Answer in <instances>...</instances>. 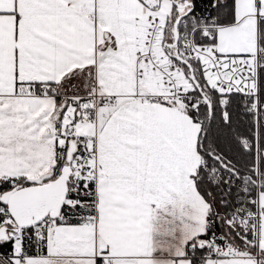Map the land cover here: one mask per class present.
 <instances>
[{
    "label": "crops",
    "instance_id": "crops-1",
    "mask_svg": "<svg viewBox=\"0 0 264 264\" xmlns=\"http://www.w3.org/2000/svg\"><path fill=\"white\" fill-rule=\"evenodd\" d=\"M256 2L236 0V22L219 27L213 43L220 54L255 52L264 18V0ZM148 8L141 0H0V178L49 173L57 148L74 145L64 129L95 140L86 149L98 169L92 223L56 222L41 239L44 254L23 262L14 242L8 264H191L187 244L205 233L209 212L194 182L200 127L163 85L170 61L160 24L150 33L149 16L146 28L139 22ZM90 105L93 123L81 114ZM258 208V250L229 247L206 264L264 260V191Z\"/></svg>",
    "mask_w": 264,
    "mask_h": 264
},
{
    "label": "trees",
    "instance_id": "trees-1",
    "mask_svg": "<svg viewBox=\"0 0 264 264\" xmlns=\"http://www.w3.org/2000/svg\"><path fill=\"white\" fill-rule=\"evenodd\" d=\"M235 2L236 0H187L186 3H190L191 6L187 10L189 14L182 21L191 18H207L208 20H214L218 28L233 25L236 22ZM184 13L186 12H180L173 7L171 16L165 23L163 33L166 38L163 40V47L174 42V22L178 16ZM180 29L178 27V32H180ZM214 41H211V43H214ZM257 44L259 50L264 52V18L258 19ZM164 51L170 61L169 64L176 62L170 55L182 57L186 60L193 69L195 79L198 82L199 89H196L189 78V69L185 65L176 62L191 86L188 94L192 99L185 101V106L188 115L200 127L199 154L202 163H212L231 178L252 187L256 164L261 171H264V158L261 155L264 146V66L259 68L258 75L259 100L263 110L259 122L256 123L255 117L247 114L245 110L249 101L235 94L220 95L213 87L209 86L204 78L201 61L184 56L180 49L179 40L175 46H166ZM202 95L211 104V116L208 114L207 105L203 99L198 106L197 113L189 108L194 98H202ZM240 138L250 141L249 149H242L239 146L238 140ZM76 153L77 148L74 145L69 146L66 144L63 148H57L55 161L49 171V176L40 182H37L36 179L0 178V208L7 209L6 204L1 201L4 194L33 185L48 183L56 179L64 168H69L71 171L68 179V187H70L71 179H73L71 163ZM215 159H218V161ZM78 180L82 185L81 191L78 192L80 199L82 201H93L96 198L93 179L82 176ZM194 182L207 201L209 212L205 233L191 241L193 244L192 249L186 247V258L190 259L191 264L206 261L208 243L213 239L217 240V244L225 245L227 251L229 247H232L238 252L255 253L258 250L256 237L252 232H244L233 228L228 220V206L223 204L219 188L208 180L202 165L196 171ZM263 191L264 185L261 189V192ZM71 196L73 195L69 191L68 198ZM229 196H232L231 192ZM93 219L92 214H74L64 205L59 217L54 220L62 225H82L92 223ZM8 221L10 223L6 224V222L0 220V256L9 261V258L14 254V237L25 230L17 228L11 218ZM8 226L9 228L6 229ZM21 248V254H26L27 257L44 254L42 241H33L27 247L21 246ZM259 264H264V260H260Z\"/></svg>",
    "mask_w": 264,
    "mask_h": 264
},
{
    "label": "built area",
    "instance_id": "built-area-1",
    "mask_svg": "<svg viewBox=\"0 0 264 264\" xmlns=\"http://www.w3.org/2000/svg\"><path fill=\"white\" fill-rule=\"evenodd\" d=\"M148 23V31L152 33L156 28L157 19L149 17ZM178 27L181 28L180 32H178V40L183 55L189 59H199L201 61L205 81L215 79L216 82L211 87L220 95L235 94L249 101L245 109L246 113L254 116L256 123H258L263 110L259 100L258 75L259 68L264 66V52H261L257 45L253 57L249 55L248 57L233 58L220 54L217 48L213 46V43H211V41L215 40L219 29L214 20L191 18L181 20ZM144 62L147 63V60ZM185 79V74L176 62L169 64L163 74V85L169 95L172 99L182 101L184 104L185 101L192 99L188 94V90L181 85ZM37 89L43 91L44 86L38 85ZM202 99L201 97L194 98L192 105L189 107L194 113L198 112V106ZM155 100L152 96L145 97L146 102H154ZM94 121L95 117L93 115L88 118L89 123ZM62 136L65 139H72L77 148V153L72 161L73 166L71 163L73 179H71L70 187H68V192L70 191L73 196L68 198L67 192L64 204L74 214L89 213L95 217L96 198L93 201H82L80 195H78V192L82 189V185L78 180L79 177L86 176L95 182L98 176V169L89 164L90 156L93 155V152L86 149V146L94 143L95 140L90 137H78L69 129H64ZM238 143L242 149H249L251 145L250 141L244 138H240ZM201 165L206 171L208 180L219 188L223 204L228 206L230 224L235 230L252 232L257 240L262 218L258 208V197L261 193L262 185H264V171H261L259 166L256 165L253 186L249 187L231 178L212 163L203 162ZM230 192L232 196H229ZM9 218L8 210L0 208V220L5 222ZM55 226V220L47 216L36 226L21 232L15 238V243H19L22 247H27L33 241H41L45 234ZM192 248L193 244L190 241L187 244V249ZM226 251L227 247L225 245H219L210 240L205 260H215L226 253ZM25 258H27V255L21 254L20 262H23ZM0 262L8 264L2 256H0Z\"/></svg>",
    "mask_w": 264,
    "mask_h": 264
},
{
    "label": "water",
    "instance_id": "water-1",
    "mask_svg": "<svg viewBox=\"0 0 264 264\" xmlns=\"http://www.w3.org/2000/svg\"><path fill=\"white\" fill-rule=\"evenodd\" d=\"M141 1L147 5L145 0ZM157 4H159V0H157ZM190 6V3H185L184 7ZM188 14L189 11L176 18L173 25L174 42L171 45H164V48H166V46L171 47L177 44L179 23ZM170 56L173 57L176 62L185 65L189 69V78L193 86L196 89H199L198 82L195 79L194 72L190 64L182 57ZM202 98L207 105L208 114L211 116V104L206 98H204L203 95ZM215 160L218 161V159ZM48 176L49 173H46L36 179V181L40 182ZM69 176L70 169L64 168L56 179L48 183L33 185L4 194L1 201L6 204L9 216L15 226L19 229L25 230L36 226L47 216L57 219L67 198Z\"/></svg>",
    "mask_w": 264,
    "mask_h": 264
},
{
    "label": "rangeland",
    "instance_id": "rangeland-1",
    "mask_svg": "<svg viewBox=\"0 0 264 264\" xmlns=\"http://www.w3.org/2000/svg\"><path fill=\"white\" fill-rule=\"evenodd\" d=\"M146 2L149 5L148 12H147V16H145L144 18H140L139 19L140 27L142 29L143 28H146L147 18L149 16V17L158 19V22H159L158 24H160L159 25V28L163 32L164 31V27H165V23H166L167 19L170 18V16H171L173 7L176 10H179L180 12H182V11L187 12V10L189 9V7H184L185 6V3L187 2V0H159V4H157V0H146ZM256 4H257L256 5L257 6V9H259V0H257ZM163 24H164V26H163ZM159 35H160L159 32H157V34L155 36L156 37V40H154L153 43H152L153 44V47H159V46H157L158 45L157 41H159L158 40ZM165 38L166 37H164V33H163L162 41L165 40ZM162 44H163V42L161 43V45ZM166 57H167V54H166ZM245 57H248V56H245ZM251 57H253V53H252ZM215 82H216L215 79H208L207 80V83L210 86H213L215 84ZM182 84H185V85L188 86V88H190L189 87L190 84L187 82L186 79L182 82ZM73 112L75 113L74 110H73ZM92 112H94V107H92L91 105H90V108L87 109L86 111H83V112L81 111V114H83V119L87 120L88 117L92 116ZM61 142H62V140H61ZM91 161H92V156H90L89 164H90V166L93 167V164H92ZM72 166H73V163H72ZM5 222H6V224H9L10 223V221H8V220L5 221ZM8 228H9V226L6 229H8ZM9 234H11V233H9ZM17 236H19V234H17L14 237V239ZM213 241L217 243V240L216 239H213ZM256 245H257V241H256ZM20 247H21V245H20ZM21 250H22V248H21Z\"/></svg>",
    "mask_w": 264,
    "mask_h": 264
}]
</instances>
